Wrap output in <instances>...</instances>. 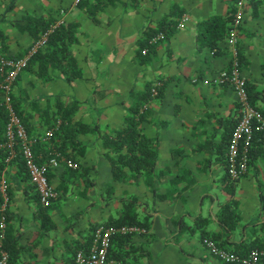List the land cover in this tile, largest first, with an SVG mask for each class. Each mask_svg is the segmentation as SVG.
Returning <instances> with one entry per match:
<instances>
[{
	"label": "crops",
	"instance_id": "1",
	"mask_svg": "<svg viewBox=\"0 0 264 264\" xmlns=\"http://www.w3.org/2000/svg\"><path fill=\"white\" fill-rule=\"evenodd\" d=\"M231 2L15 0L5 9L6 0H0V52L5 55L19 56L33 39L25 28L26 16H41L51 20L49 24L62 19L61 23L73 25L75 39L69 48L77 76L66 80L69 72L61 74L53 64L38 67L36 60L21 71L12 86L28 134L41 133L46 127L45 116L57 115L70 101L75 105L71 121L88 125L85 132L75 134L84 145L77 162L72 161L79 166L78 171L70 173L63 161L46 168L56 196L47 203L38 199V203L50 208L49 216L56 224L49 233L58 239L54 253L66 241L87 244L98 222L130 211L143 223H137L141 230L111 249L116 254L110 256L111 264H167L156 260L158 252L166 255L172 251L170 246L179 242L188 244V259L202 260L205 252L209 256L207 264H235L210 255L201 238L225 240L227 249L250 241L264 242V208H260L258 199L260 191L264 194V130L249 147L246 171L229 183L224 154L238 109L231 87L212 81L220 68L228 67L235 49L249 100L264 111V0L252 10H243L232 45L226 36L213 47L202 44L205 21L225 15ZM182 14L187 18L178 27L176 22ZM160 29L165 32L164 38L147 43V38ZM141 48L146 49L144 54ZM155 82L159 93L147 98L140 115L142 133L156 145L151 171L146 176H133V171L126 168L125 180H113L107 161L113 181L110 188H103L101 183L96 190L89 186L94 198L86 201V214L66 226L64 221L69 217L61 214L55 203L57 196L60 192L72 193L81 175H95L93 152L105 156L99 134L119 128L129 105L140 106L146 85ZM91 178L94 182L95 177ZM0 179L10 190L3 207L9 214L5 228L11 221L23 237H35L32 212L38 204L33 185L14 163L5 167ZM104 192L110 194L104 196ZM48 238L42 242L49 243ZM248 247L240 246L239 251ZM183 262L188 264L187 259Z\"/></svg>",
	"mask_w": 264,
	"mask_h": 264
},
{
	"label": "trees",
	"instance_id": "2",
	"mask_svg": "<svg viewBox=\"0 0 264 264\" xmlns=\"http://www.w3.org/2000/svg\"><path fill=\"white\" fill-rule=\"evenodd\" d=\"M262 1L263 0H245L244 9L250 8L252 10V8L258 6ZM14 2L15 0H6L5 9L11 8ZM234 9H235L234 0H232L228 12L225 15L211 17L205 21L204 31H203L205 37L204 40L202 41V44L205 45L207 44L208 46L213 47L219 39H222L223 37L227 36V31L230 26L231 14L234 11ZM25 21L27 22L25 27L26 30L28 31L29 34L33 36V38H35L40 31H42L43 29L46 28V26H48L51 20H46L41 16L35 18H31V16H26ZM72 28L73 25L69 23L57 24L48 34L47 40L44 43V45L38 48L37 51L27 60L25 66L17 74L14 82L19 77L21 71L24 69H28L31 66V64L36 60L38 61V67L44 68L47 64H51V65L53 64L59 69L61 74H66L67 72H69L71 75L70 74L66 75V80H69L71 77L77 76V71L74 68L75 59L71 55V51L69 48L71 42L75 39L72 33L73 30ZM157 31H162L164 38L165 32L163 31V29ZM0 54L3 53L0 52ZM152 86H154L156 89L155 94H151L150 88ZM245 86H246V82H245ZM158 93H159V88L157 84L153 83L149 86L146 85V90L140 96L139 103H141V105L138 106V103L129 105L127 113L123 117L120 127L106 132L104 131L99 134L104 148L103 154L105 155V157L109 162L111 177L113 180H120V181L125 180L127 176L125 171L126 168L130 171H133V176H139V175L146 176L149 173V171H151L154 165V160L156 158V145L152 138L146 137L142 133L140 128V115L144 110V107L142 105L147 100V98L150 95H157ZM10 96H11L12 105L27 130L28 127H27V122L25 121L26 118L25 116H23L21 109L19 108V97L17 94H15L12 91V89L10 92ZM74 106H75L74 102L70 101L68 103H65L62 109L58 110L57 115L45 116V120L43 121V124L46 126L45 128L54 125L57 119L59 121L54 127L52 131V135L48 140L44 141L38 139L36 142L33 143L32 145L33 154L38 162H41L45 158L50 148L57 150L64 157L69 158L71 161L74 160V162H77V158L82 153L84 145L82 142L75 139V134L77 132H85L86 128H88V125L85 123H80L79 121L77 122L71 121L72 108H74ZM5 117H6L5 109L3 107H0V140H2L4 137ZM95 127L96 124H93L92 128ZM43 131H41V133L39 132L33 134L41 135ZM259 134L261 133L256 134L253 137V139H255V137L258 136ZM29 135H32V133H30ZM5 156H6V150L0 148V174L5 170V167L8 164L10 165L14 163L19 166L20 170H22L23 176L27 179V175L24 171L25 170L24 165H21L22 158L20 157V155L16 153V155L8 161H5ZM248 158H249V153H248ZM65 167L72 174L76 173L79 168V166L78 167L65 166ZM227 178L229 183L232 184L234 183L235 180L238 179V177L232 178L229 177L228 175ZM7 192L9 198L10 190L8 187H7ZM34 197L38 204V207H36L32 212V216L36 221V228H37L35 237L33 238L23 237L22 231H20L19 228L12 226L11 221L8 222L6 228H4L3 237L0 239V250L5 251L6 258L4 262L0 264H72V258L75 249L78 247H83L86 244L84 243L83 245H81L80 242L76 240H73L71 242L66 241L62 246L58 247L59 249L58 253L57 254L54 253V248H56V245L54 246V243H58L57 242L58 239L49 235V233L50 231L54 230L56 224L49 216L50 208L42 207L38 203V196L36 190L34 193ZM258 199L260 201V208H264L263 192L260 191L258 195ZM0 202H1V195H0ZM127 203L128 206H130L131 200L128 201ZM123 204H125V202ZM3 213L5 214V218L7 222L8 221L7 216L9 214L5 209ZM231 213L234 214L233 211ZM73 216L75 217V215ZM226 216L230 218L229 215ZM218 218L221 220L222 216L220 217L218 215ZM105 221L114 224H119V223H124V224L133 223L136 225L143 224V223L141 224V222H139L136 219V215L132 211H130L129 213L125 212V214L123 212V214L119 218H114ZM131 234L132 233L127 232L123 234L114 235L109 245L108 257L110 256L116 257L114 250H112L111 252V249L115 247L116 244L120 245L123 242L124 243L127 242ZM45 237H49L48 238L49 243L42 242V239H44ZM212 240L214 239L212 238ZM214 242L219 246L228 247L226 245L227 243L225 242V240H221V241L214 240ZM128 244L131 245V243ZM260 245H264V242L257 243L254 241H250L247 244H243V245H232L230 247V250L239 251L247 246L251 247V246H260Z\"/></svg>",
	"mask_w": 264,
	"mask_h": 264
},
{
	"label": "built area",
	"instance_id": "3",
	"mask_svg": "<svg viewBox=\"0 0 264 264\" xmlns=\"http://www.w3.org/2000/svg\"><path fill=\"white\" fill-rule=\"evenodd\" d=\"M73 2L77 3L78 0H73ZM244 5L245 0H234L235 9L231 14L230 26L226 36L227 42L231 45L235 42V30L242 19ZM186 18V15L182 14L177 20L176 26H182ZM61 22L62 19H57L48 24L31 40L19 56L0 54V107H3L6 112L4 137L0 140V148L6 150L5 161L13 158L16 153L20 155L28 181L34 186L41 203H47L56 196L55 189L47 179L46 168L57 166L59 161H63L71 167H74L75 164L53 148H50L41 162L36 160L32 150L33 143L38 139L48 140L59 120L57 119L54 125L45 128L41 135H29L12 105L10 92L17 74L25 66L27 60L38 48L44 45L48 34ZM162 38L163 32L157 31L147 38V43H155ZM145 50V48H142L140 52L144 53ZM212 81L230 86L235 95L238 112L226 141L224 169L229 177H239L246 171L249 147L253 137L264 130V111H261L249 101L245 78L240 72L235 49L232 50L228 67L220 68L212 77ZM155 84H158V82H155ZM150 91L151 94H155V87L152 86ZM0 195L1 239L5 228V215L2 210L8 200L7 185L3 179H0ZM140 230L141 227L133 223L98 222L91 231L88 243L75 249L72 264H111L112 259L108 257V249L112 237L117 234L134 233ZM201 243L210 255L227 263H264V245L251 246L245 251H234L217 245L211 238L206 236L201 238ZM5 258V251L0 250V263H3Z\"/></svg>",
	"mask_w": 264,
	"mask_h": 264
},
{
	"label": "rangeland",
	"instance_id": "4",
	"mask_svg": "<svg viewBox=\"0 0 264 264\" xmlns=\"http://www.w3.org/2000/svg\"><path fill=\"white\" fill-rule=\"evenodd\" d=\"M99 126L101 127L100 129H103L102 124L99 123ZM92 161L96 167L95 175H91V174L81 175V177L78 178L77 185L73 186L72 193H70L69 195H64L62 192H60L59 195L57 196V200L55 201V203L60 206L61 214L63 215L66 214L67 216L65 217H69L68 220L64 221V224L66 226L71 225V222L76 220V218H79L81 215L86 214L85 209L87 205L85 203L86 201H89V199L94 198L93 197L94 195H92L88 191L89 186H92V188L96 190V187L99 185V183H101L103 188L104 187L110 188L109 185L113 183V181L110 178V172L108 170V165H107L108 160L105 158V156H101V155L99 156L98 152L95 151L93 152ZM92 176L95 177L94 182H92L93 181V179L91 178ZM106 194H110V193L104 192V196H106ZM64 198H68V200L64 201ZM69 212L70 213L74 212L75 217L73 216V214L68 215L70 214ZM195 237L197 238V234L195 235ZM204 248L206 249L205 246ZM171 249L172 251L167 253L166 255L162 254L161 252H158L156 260L158 262H160V260L164 261V263L167 264H169V262H171L172 264H184L183 259H187L188 264L209 263L208 261L209 256L205 252H203L202 260H198L196 258L192 260L188 259L187 252L189 250V247L187 243H180V242L174 243L173 245L170 246V250Z\"/></svg>",
	"mask_w": 264,
	"mask_h": 264
}]
</instances>
